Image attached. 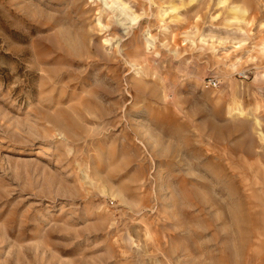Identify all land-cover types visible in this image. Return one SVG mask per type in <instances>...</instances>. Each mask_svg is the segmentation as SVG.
<instances>
[{
    "label": "rangeland",
    "instance_id": "rangeland-1",
    "mask_svg": "<svg viewBox=\"0 0 264 264\" xmlns=\"http://www.w3.org/2000/svg\"><path fill=\"white\" fill-rule=\"evenodd\" d=\"M0 264H264V0H0Z\"/></svg>",
    "mask_w": 264,
    "mask_h": 264
},
{
    "label": "built area",
    "instance_id": "built-area-1",
    "mask_svg": "<svg viewBox=\"0 0 264 264\" xmlns=\"http://www.w3.org/2000/svg\"><path fill=\"white\" fill-rule=\"evenodd\" d=\"M217 83L215 81L210 82V85H216Z\"/></svg>",
    "mask_w": 264,
    "mask_h": 264
}]
</instances>
